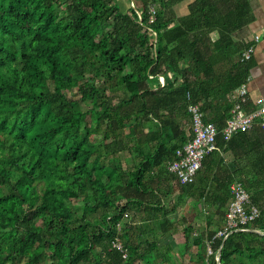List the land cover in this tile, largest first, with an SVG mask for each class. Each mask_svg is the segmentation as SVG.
Segmentation results:
<instances>
[{
    "label": "trees",
    "instance_id": "16d2710c",
    "mask_svg": "<svg viewBox=\"0 0 264 264\" xmlns=\"http://www.w3.org/2000/svg\"><path fill=\"white\" fill-rule=\"evenodd\" d=\"M182 1L134 2L124 12L115 0H0V264H155L179 234L187 248L192 240L199 264H264V134L217 138L218 150L243 139L253 151L244 183L263 234L214 239L230 183L215 197L200 194L217 207L206 218L213 229L193 237L187 218L174 223L164 211L165 221L149 225L159 218L147 210L161 195L160 177L176 179L165 161L192 139L189 107L222 130L228 96L253 67L239 59L254 44L233 37L252 22L248 0H196L178 17ZM128 151L139 161L126 169L119 155ZM142 208L143 225L124 221Z\"/></svg>",
    "mask_w": 264,
    "mask_h": 264
},
{
    "label": "crops",
    "instance_id": "0c3cea01",
    "mask_svg": "<svg viewBox=\"0 0 264 264\" xmlns=\"http://www.w3.org/2000/svg\"><path fill=\"white\" fill-rule=\"evenodd\" d=\"M150 0H133L135 5L140 8H144L145 3ZM196 0H184L181 3H178L175 7V13L178 17H185L190 13V5L194 3ZM115 3L120 6L122 11H128L132 7L131 0H115ZM250 14L252 16V22L248 24L246 27L237 31L233 37L235 40L251 42L254 44V53L252 57L251 64H253L250 77L248 78L251 92L247 98L245 103V109L249 112L253 110L259 109L264 104V0H248ZM134 5V7H135ZM156 10L159 7H155ZM213 39H217V33L212 34ZM257 39V40H256ZM228 100L230 102L231 108L233 107V93L228 96ZM227 107L228 109L230 108ZM209 117V115H208ZM206 119V115H205ZM208 120V119H207ZM206 120V121H207ZM210 122V121H207ZM218 128V123H213ZM242 133V132H239ZM250 138L253 140L257 136L262 140V136L264 134V128L260 125H255L252 130L249 132H245ZM193 137V136H192ZM243 139L239 140L231 150L227 149H219L216 148L214 154L213 161L208 160V166L210 167V172H207L204 169V165L202 170L198 173L196 181L191 185H195V190H191L189 194L186 193L189 185H182L178 178L175 180H167L168 177H160V196H157L153 205V209L147 210L148 212L158 213L159 218H156L154 221V226H159L161 221H165V216H162L161 211H164L165 214H168V219L171 221L177 217V221L181 220L183 217L187 218L188 224H193L197 222V227H200L201 230L199 232L196 231V226L194 225V237L203 230L213 229V226H208V220L206 219L209 214H212L217 211V207L214 204L209 203L205 200V198L200 199V194L205 192V194L209 197H215L214 194L218 192L220 194V185L230 183L229 185V196L230 201L226 204V212H228L230 203L232 201V195L230 187L233 183L238 182L241 183L244 188L247 190L246 185L244 183L245 180H250L253 178L252 174V161L249 157H253V151L250 150V147L247 148L245 143L242 142ZM132 159L127 161L124 164H137L139 159L136 157V154L132 151L131 153ZM236 154L241 156L240 160L236 159ZM173 160V159H172ZM171 160V161H172ZM165 161V165L168 166L169 162ZM122 162V161H121ZM123 164V162H122ZM124 166V165H123ZM125 167V166H124ZM130 167V166H129ZM127 169V168H126ZM157 169L155 174L157 173ZM154 174V175H155ZM173 175V174H172ZM249 193L250 197L251 194ZM194 194V195H192ZM206 197V196H205ZM150 203V202H149ZM252 203V202H251ZM135 210V209H134ZM145 208L135 210V214H140V225L145 223V217L142 219V215L144 213ZM180 211V213L178 212ZM155 213V214H156ZM227 214V213H226ZM172 215H175L173 217ZM144 216V215H143ZM226 219V215H225ZM176 221V220H175ZM173 221V222H175ZM176 221V222H177ZM149 222V221H148ZM152 222V221H151ZM175 222V223H176ZM150 223V222H149ZM157 223V224H156ZM222 228L225 226V223ZM138 225V224H137ZM221 228V229H222ZM184 239V237H182ZM173 239V238H172Z\"/></svg>",
    "mask_w": 264,
    "mask_h": 264
},
{
    "label": "built area",
    "instance_id": "2783aa9c",
    "mask_svg": "<svg viewBox=\"0 0 264 264\" xmlns=\"http://www.w3.org/2000/svg\"><path fill=\"white\" fill-rule=\"evenodd\" d=\"M131 5L134 7L133 0H131ZM151 14L150 21L152 23L156 14L154 7L151 9ZM138 15L141 19V13ZM253 53L254 46L243 52L239 61H250ZM159 78L162 86H165V76L159 75ZM250 92L249 80L233 92V107L230 110L226 126L222 130H218L214 124L206 121L205 113L199 106L192 105L189 107L192 114L191 130H193V137L176 150L174 159L167 166L169 173L175 175L182 185L193 184L196 181L198 173L203 168L205 158L217 148L219 134L228 141L234 134L249 132L257 124L264 128V104L251 112L245 109V103ZM230 190L232 201L226 214L225 226L215 234L214 239L223 238L226 240L236 232L254 231L263 234L261 230L254 229V224L260 217L261 210L251 203V197L247 190L238 182L233 183ZM118 244L115 246L120 249L121 246ZM209 250L211 251V247Z\"/></svg>",
    "mask_w": 264,
    "mask_h": 264
},
{
    "label": "rangeland",
    "instance_id": "374dc122",
    "mask_svg": "<svg viewBox=\"0 0 264 264\" xmlns=\"http://www.w3.org/2000/svg\"><path fill=\"white\" fill-rule=\"evenodd\" d=\"M57 90L59 92H66L67 95H69V96H71V95L74 96L73 91L70 92L63 86L58 87ZM130 134H134V129L132 127L130 128ZM132 156L133 155L131 154L130 151H128V153L126 152V153L119 155V158L123 162V165L125 166V168H128L129 165L124 164V163L131 160ZM12 181L15 182V177H13ZM79 203H81V202H79ZM68 204L74 205L70 201L68 202ZM172 216L175 217V215H172ZM139 217H140V214L137 217V215L135 213L130 212V213H128V216H125L124 221L125 222H134L135 224L140 225L141 223H140ZM143 218H144V216L142 215V219ZM175 220L177 221V217H175L172 221H175ZM154 224H155L154 221L149 223L151 228H157V226L153 227ZM193 224H195V226H196V231L199 232L201 230V228L197 227L198 223L194 222ZM149 233H150V235L146 234L145 238L147 240L153 241L156 236H153L151 234V232H149ZM194 236L195 235L193 234V237ZM182 237H183V235L179 234V235L174 236L173 239H169L168 242L166 244H164V247L161 249V252L163 254H159L157 252V254L159 255V260L155 264H199V260H198L199 256L196 253L197 249L193 246L192 240L190 241L191 247L187 248L184 245L185 239H183ZM169 242L173 248V250L170 253H168V247L170 246ZM209 248H210V246H208V250H209ZM209 253L210 254L212 253V249H211V251L209 250ZM262 260H263V257H262ZM246 261L248 262L249 260L246 259ZM135 264H146V263H144L142 261H137Z\"/></svg>",
    "mask_w": 264,
    "mask_h": 264
},
{
    "label": "water",
    "instance_id": "95a60500",
    "mask_svg": "<svg viewBox=\"0 0 264 264\" xmlns=\"http://www.w3.org/2000/svg\"><path fill=\"white\" fill-rule=\"evenodd\" d=\"M252 232H254V231H252ZM254 233H256V232H254ZM220 256H221V250L219 251V258H218V262H220Z\"/></svg>",
    "mask_w": 264,
    "mask_h": 264
}]
</instances>
